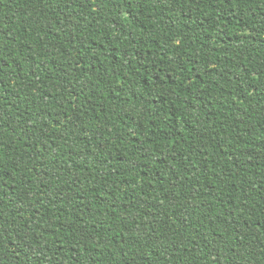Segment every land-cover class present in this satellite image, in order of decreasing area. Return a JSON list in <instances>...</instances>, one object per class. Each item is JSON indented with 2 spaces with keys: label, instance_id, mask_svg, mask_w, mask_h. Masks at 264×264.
<instances>
[{
  "label": "trees",
  "instance_id": "1",
  "mask_svg": "<svg viewBox=\"0 0 264 264\" xmlns=\"http://www.w3.org/2000/svg\"><path fill=\"white\" fill-rule=\"evenodd\" d=\"M0 264H264V0H0Z\"/></svg>",
  "mask_w": 264,
  "mask_h": 264
}]
</instances>
